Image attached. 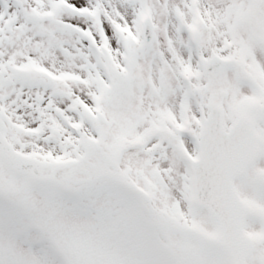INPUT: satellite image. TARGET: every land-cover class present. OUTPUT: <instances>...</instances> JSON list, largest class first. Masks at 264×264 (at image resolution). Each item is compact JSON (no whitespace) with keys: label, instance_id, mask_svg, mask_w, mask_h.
Returning <instances> with one entry per match:
<instances>
[{"label":"snow or ice","instance_id":"snow-or-ice-1","mask_svg":"<svg viewBox=\"0 0 264 264\" xmlns=\"http://www.w3.org/2000/svg\"><path fill=\"white\" fill-rule=\"evenodd\" d=\"M0 264H264V0H0Z\"/></svg>","mask_w":264,"mask_h":264}]
</instances>
